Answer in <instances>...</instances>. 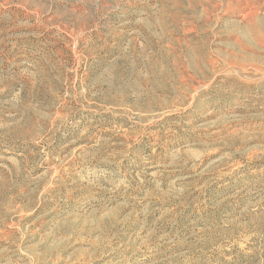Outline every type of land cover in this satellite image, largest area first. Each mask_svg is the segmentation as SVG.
Wrapping results in <instances>:
<instances>
[{"label":"rangeland","instance_id":"rangeland-1","mask_svg":"<svg viewBox=\"0 0 264 264\" xmlns=\"http://www.w3.org/2000/svg\"><path fill=\"white\" fill-rule=\"evenodd\" d=\"M0 264H264V0H0Z\"/></svg>","mask_w":264,"mask_h":264}]
</instances>
